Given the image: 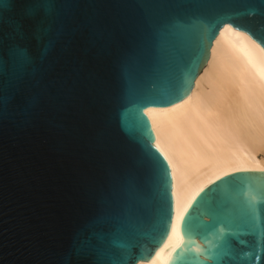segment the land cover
I'll use <instances>...</instances> for the list:
<instances>
[{
    "label": "water",
    "instance_id": "1",
    "mask_svg": "<svg viewBox=\"0 0 264 264\" xmlns=\"http://www.w3.org/2000/svg\"><path fill=\"white\" fill-rule=\"evenodd\" d=\"M264 49V0H0V264H137L173 221L144 113L189 97L221 28ZM167 264H264V172L184 214Z\"/></svg>",
    "mask_w": 264,
    "mask_h": 264
},
{
    "label": "bare ground",
    "instance_id": "2",
    "mask_svg": "<svg viewBox=\"0 0 264 264\" xmlns=\"http://www.w3.org/2000/svg\"><path fill=\"white\" fill-rule=\"evenodd\" d=\"M166 159L174 202L171 231L149 261L167 264L181 241V220L206 187L236 172H264V49L225 24L186 101L144 113Z\"/></svg>",
    "mask_w": 264,
    "mask_h": 264
}]
</instances>
